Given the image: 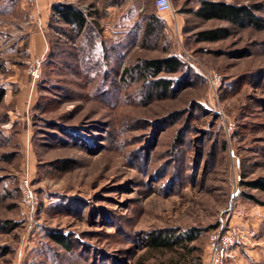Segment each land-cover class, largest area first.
Segmentation results:
<instances>
[{"label":"rangeland","instance_id":"1","mask_svg":"<svg viewBox=\"0 0 264 264\" xmlns=\"http://www.w3.org/2000/svg\"><path fill=\"white\" fill-rule=\"evenodd\" d=\"M201 1L171 0L174 11L158 13L155 0H65L88 13L76 33L36 0H0V264H202L210 235L236 211L264 213L247 196L264 202L249 185L264 178V0H223L250 6L258 26L204 20ZM151 13L164 23L145 38ZM212 28L222 38L197 40ZM169 55L184 62L174 92L138 100L145 81L124 83L122 69ZM24 176L38 198L32 211ZM255 226L262 243L251 247L264 249V214ZM190 228L202 233L186 247L145 242Z\"/></svg>","mask_w":264,"mask_h":264},{"label":"trees","instance_id":"2","mask_svg":"<svg viewBox=\"0 0 264 264\" xmlns=\"http://www.w3.org/2000/svg\"><path fill=\"white\" fill-rule=\"evenodd\" d=\"M52 11L59 15V20L66 24H70L76 33H85L87 28H89L90 20L88 18V13L72 3L62 2L54 4ZM196 13L204 20L218 19L234 24L244 25L249 23L256 26L260 23V19L255 15L250 6L246 4L226 2L223 0H202L201 4L196 9ZM145 18L147 20L144 26L145 38L155 36L154 33H157L156 30L162 27L164 22L156 13H151ZM223 30L225 29L212 28L200 30L197 33V40H219L224 34L221 32ZM90 31L91 29L87 35H85V42L89 46L88 49H93V47L96 46V41L98 40L96 36L97 32ZM158 35H160V33ZM136 64V66L134 64L132 66H128L127 68L124 67L119 75L124 83H126L129 79H135V74L139 75L138 79L145 81L143 85V92L138 91V100L148 99L150 96H165L172 94V92L176 89L177 82L179 83L180 79L177 80L178 77H171V74L175 75L179 73L184 67V62L181 59L170 55L162 58L140 59ZM98 71L102 72L100 68ZM114 72L118 74L117 68L114 69ZM110 87L112 89H116L114 88L115 85H111ZM5 94V86L0 85V105L5 98ZM185 132L186 131L181 129L177 134L178 138L181 139ZM57 167L60 169L65 168L64 165H58ZM160 170H162V167H160ZM176 177L177 175L171 176L170 182H168V187H172L173 183L177 180ZM249 185L254 188L264 190V178L259 179V181H252ZM247 196L256 201L257 204L264 205V202L255 198L250 193H248ZM201 233L202 230H199L198 228L186 229L183 233L171 232L168 234H160L151 232L145 242L149 247L154 249H169L178 245L186 247L189 242L197 239ZM52 236L61 245L71 248L70 242L65 235L61 233H54ZM139 264L149 263L140 262Z\"/></svg>","mask_w":264,"mask_h":264},{"label":"built area","instance_id":"3","mask_svg":"<svg viewBox=\"0 0 264 264\" xmlns=\"http://www.w3.org/2000/svg\"><path fill=\"white\" fill-rule=\"evenodd\" d=\"M155 9L158 13L173 12L171 0H155ZM40 59H34L29 65V73L36 79L40 75ZM203 75L213 87L222 81V75L218 72L204 69ZM21 187L25 195L26 202L32 211L38 204V198L31 187V179L24 176L21 179ZM258 228L255 225L242 227L238 225L224 224L209 237V252L202 264H226L235 260L241 249L251 247L262 242L258 238Z\"/></svg>","mask_w":264,"mask_h":264},{"label":"crops","instance_id":"4","mask_svg":"<svg viewBox=\"0 0 264 264\" xmlns=\"http://www.w3.org/2000/svg\"><path fill=\"white\" fill-rule=\"evenodd\" d=\"M64 1L65 0L63 1L62 0H36V4H37L36 7L39 13L46 15V14H50L54 4L62 3ZM117 1L118 2H116L110 7H115V8L118 7L119 0ZM134 7H135L134 4L128 5L127 9L129 8L134 9ZM111 10H114V8H112ZM38 41H41V40L38 39ZM33 43H34V40H33ZM255 211L256 210H253V209L251 211H247V209L240 210V211L238 210V212L236 211L233 215V220H232L234 222L233 225H238L242 227H248L250 225H255V224L260 225L261 221L263 220L264 213L261 212L262 215L261 214L255 215ZM257 262H264V249L263 247H260V246L243 248L238 253L237 258L235 260L230 261L227 264H257Z\"/></svg>","mask_w":264,"mask_h":264}]
</instances>
